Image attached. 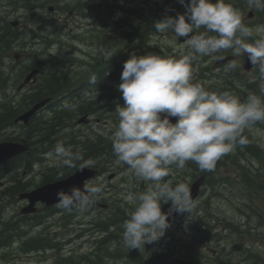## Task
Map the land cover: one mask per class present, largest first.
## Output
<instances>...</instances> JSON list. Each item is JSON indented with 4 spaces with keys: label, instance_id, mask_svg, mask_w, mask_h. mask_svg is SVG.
Here are the masks:
<instances>
[{
    "label": "clouds",
    "instance_id": "clouds-1",
    "mask_svg": "<svg viewBox=\"0 0 264 264\" xmlns=\"http://www.w3.org/2000/svg\"><path fill=\"white\" fill-rule=\"evenodd\" d=\"M178 2L185 9L183 14L165 16L154 27L156 33L185 38L191 51L179 58L131 55L123 63L117 85L124 104L115 110L118 124L111 136L112 151L118 163L148 182L144 191H129L123 197L132 205L122 224V243L129 250H141L163 237L173 212L191 211L189 186L167 179L173 165L183 169L192 161L201 170L210 171L237 145L248 143L245 129L264 122V98L252 94L241 102L228 92L209 91L193 82L192 69L197 56L231 50L234 56L247 57L264 79V24L245 25L240 11L224 0ZM247 4L264 11V0H247ZM227 67L236 68V61ZM95 80L93 77L90 83ZM170 117H176V122ZM49 156L68 168L82 160L63 142H57ZM90 163H81L80 171ZM102 191V186L91 184L60 190L56 193L57 207L86 212ZM169 203L168 212H162V204Z\"/></svg>",
    "mask_w": 264,
    "mask_h": 264
},
{
    "label": "rangeland",
    "instance_id": "rangeland-1",
    "mask_svg": "<svg viewBox=\"0 0 264 264\" xmlns=\"http://www.w3.org/2000/svg\"><path fill=\"white\" fill-rule=\"evenodd\" d=\"M131 0H126L125 2H122L123 5V9H129V5L131 6V9H139L140 11V15L143 17H147L150 18L152 16V12L154 11L155 8V4H159L160 1H157L155 4L153 2L147 3L145 5V1H138V0H134L131 4H130ZM120 2V0H119ZM22 15H25L28 18H31L29 20V25L32 24L31 21H33V26L32 28L30 27L31 30L36 29V24L34 23L35 21H37V18L39 17V15L42 16H46L44 12L39 13L38 11H28V12H21ZM48 14V13H47ZM53 17L55 19H58V21H56V24L59 25V28L62 30L61 27H64V29L62 30L63 32V36H64V40L67 39V36H69L70 34L68 33L71 29L72 32L74 33V35H82V33L84 32L85 29V24L86 22L83 21L81 18H79V16L74 17L72 16H66V14L64 13V15L62 16L60 11L58 13L53 14ZM134 18V23L138 24V22H140V20H138V17L136 18L135 16H133ZM53 19V18H50ZM65 21V22H64ZM66 23V24H65ZM151 30L154 31L156 30L154 25L151 27ZM105 35L108 37H115L117 40H121V37L117 36L118 32H114V30L107 28L106 30H104ZM50 34V37L52 39L56 38L57 34L55 35L54 33H52V31L47 28L44 31V34ZM52 33V34H51ZM85 33V32H84ZM164 34V35H163ZM161 36H154V40L152 42L151 47L158 49L161 53H167V57H172V54H169V52L171 53H175L178 57L187 54L188 52L191 51V49L188 47L187 43L183 44V45H177L175 43V39H174V35L170 32L167 33H163ZM27 39V38H25ZM28 40V45H26L25 51L26 52H34L35 50H42L41 47L38 44V40ZM149 43V42H148ZM74 47H76V51H73L72 49H70L69 47L67 48H63L60 52V56H65L66 58L69 59H74L73 62V66H75V58L77 57L78 59L84 61L82 65H78L76 66V70L78 72H82L84 69L88 68V65H90L92 59L91 57H98L101 60H105L106 58L109 57L108 52H110L107 49H94V46H90L88 43H83V42H78V41H74ZM58 47L57 45L53 46L50 48V52L49 54L53 55L58 51ZM147 54H157L155 52H149ZM146 55V54H145ZM215 58H211V56H197V58L193 61V62H199L200 65H198L197 67H203V68H208L209 70L207 71L209 73V75L206 74V77L209 78V80L206 82V84H211L214 83L215 79H216V75H218L220 78L222 77L221 75V71L220 68H216L213 60ZM240 62V61H239ZM31 63L30 58H26L24 60H22L21 63L16 64V62L13 60L12 56L8 57V60L6 62L7 66H14V70L12 75H14V77L16 78V82L19 81L18 79V75L20 72V69L24 68L26 65H29ZM47 65V64H46ZM242 65V64H241ZM192 69H193V78L196 75V68L195 66L192 64ZM7 73L11 72L10 69H7L6 71ZM241 73L243 75H245V77L248 79H251L255 76V71L253 72H249L246 73L244 71L241 70ZM16 85L14 83V81H9L8 82V86L9 89L8 91L11 93H16ZM7 86V87H8ZM107 113H109L108 111H106ZM43 116V119H50L52 114L49 113V111H44L43 113H41ZM110 114V113H109ZM252 127V126H251ZM251 127L247 128L250 129ZM11 128H14V126H12ZM103 132L104 135H107V132L111 129V125L109 126V128H105V127H99ZM9 131H5V137H17L19 136L21 129L19 128H15V129H8ZM71 130H73L74 132H76L77 130H85V129H79V128H72ZM14 131V133H13ZM70 132V129L66 130L65 133ZM251 132L252 135L254 137V140L264 149V132L261 131L259 128L257 127H252L251 128ZM244 136L248 139V141L253 144L251 136L249 134H244ZM52 138V137H51ZM240 147V145H237L236 147ZM43 149V146L41 147V150ZM50 152H53L54 149H52L51 147L48 148ZM244 153H248V151H244L242 150ZM49 152V153H50ZM49 153L46 154V158L44 159V162L40 164V166H37L35 168L36 171H34V174H30L22 175V177H18L20 179H22L23 181H28L29 177L34 178L32 180L33 184H37L40 185L39 183L42 181V177L43 175H45L44 178L49 176V172L46 171L45 169L47 168H54V167H59L61 166L62 162L58 159H56L53 156H49ZM229 156V155H228ZM104 165H106L107 167L105 168L107 170V174L105 176H102L96 180H94L93 182H91V185H99L102 186L103 189V194L104 197L107 199H111L113 201H122V202H126L124 200V196L129 192V191H134L136 193L142 192L140 191L139 188L143 187L144 190L147 188V183L148 182H142L141 180H139L138 178H136L127 168L126 165L122 164V163H118L117 162V158L113 159V160H105ZM93 164V163H91ZM187 167V166H185ZM184 167V168H185ZM172 172H174V174H171V178H167V179H178L177 175L180 177V175H183L181 172H176L173 168H172ZM110 173H114L116 176L113 180L108 181L106 176ZM47 174V175H46ZM174 177V178H173ZM190 179V178H189ZM173 181V180H172ZM188 182L190 183L191 181L188 180ZM174 183V182H173ZM175 184V183H174ZM186 184V183H185ZM36 186V185H35ZM189 186V185H188ZM2 188V186H0ZM143 190V191H144ZM1 191V190H0ZM213 196H211L212 192H209L207 189H204L203 194H201V196L197 199L198 201L193 203V207L191 208V211L189 213H181V217L177 218V223L176 224H170V227L166 230L165 234L163 237H161L157 242H154L151 246L150 249L151 250H158V249H167V251L164 249L163 251V255L167 258L168 257V261H173L174 258H181L182 256V251L181 249H186L187 247H190V244L187 242L189 239H193L191 238L192 235L195 232V227L191 224V222L194 223L195 225V220H197V215H201V216H206L207 214L210 216V218L213 219V222L215 223L216 220H223L226 219L228 220V222H232L234 224H239V223H245L246 222V218L245 216H243V208H241L240 201L242 200V194L243 192L238 188V187H231L229 190H226L224 187H220L219 185L216 186V188L213 189ZM209 199V204L208 206L203 205L206 200ZM246 199L242 200L241 202H245ZM15 202H19L18 199H16ZM258 203H260L259 205L261 207H263L262 202L257 201ZM127 203V202H126ZM4 206V204H2ZM130 205V204H129ZM199 205H203L202 208L200 209ZM18 206V207H17ZM20 202L16 203V205H14V207H8V206H4L5 208L3 209V211L1 210V216L2 217H8L6 214H10L11 211H14V213L16 212V208H18V211L20 209ZM111 205H107L106 208H101V207H97V209L95 210V215L96 216H100L101 218L105 217L106 214L109 213L111 207ZM7 207V208H6ZM170 207V203L169 204H162L161 206V210L162 212H168ZM39 208H42V206H39ZM132 208V205L130 206H126L123 204V209H124V214L128 217L129 212ZM241 208V209H240ZM200 209V210H199ZM240 209V210H239ZM14 213L10 216L12 217L14 215ZM85 212H79L75 209H73L72 211H67L64 210L63 212L54 214L50 217L47 218H43L46 222H50L53 226L52 228H50V231H45V234H48L51 237V234L54 233H62L64 235V240L61 242V250L60 253L64 254V255H69L71 253H76V254H82V253H86L89 252L92 248V243L94 238L99 234L97 232L92 233V231H86L87 229H90L89 222H91V216L85 215ZM247 214L249 215V212H247ZM42 216H44L45 214L42 212L41 213ZM64 217V218H63ZM193 218H195L193 220ZM253 225H256L257 222V226L260 227L259 230L254 229V232L252 233L253 235H260L261 238H264V218L262 219L261 217L257 218V221L252 220L250 221ZM54 224L58 225V228L54 226ZM93 227H95L96 225H92ZM14 227H18V224H15ZM84 227L85 231L80 234L81 232V228ZM118 228H120V225L117 226ZM64 228H66L67 230H65ZM218 229H221V225L217 226ZM36 228H34L35 231V235L38 232H43L42 228H38L37 230H35ZM229 231L227 230L226 233H228ZM250 238L248 236H236V239L234 241L237 242L238 245L243 246L244 248L246 247V244L249 245L250 243L254 242L255 246L260 247L261 249L264 248L263 242L262 241H252L250 242ZM261 240V239H259ZM182 241V244H180ZM187 242V244H186ZM118 242H116V247ZM182 245V246H181ZM203 244H199V253L200 251L205 253L204 248H202ZM213 244L210 243V247L211 249L208 250V254L212 255V254H216L217 252H220V250L212 252V249H214ZM202 248V249H201ZM227 250L231 249L230 245H226ZM109 251V250H108ZM1 252V251H0ZM170 253L168 255V253ZM99 254L95 255V258L97 259L99 257ZM56 255V251L53 252H47V254H45V257L39 256L37 253L34 254H24V253H18L16 255V257L14 258H8V262L6 264H20L18 261H21L22 264H39V261H44V264H48L51 263L54 259V256ZM214 256V255H213ZM220 258L223 259L224 261H226V259L223 257L222 253L220 252ZM145 259L151 261L152 263H160L159 260V254L157 253H153L152 255L145 257ZM235 259V257H234ZM259 263L258 264H264V259H258ZM107 263L110 264H134L133 261L125 259L124 261H121L120 263L117 262H113L112 260H108ZM255 263V260H254ZM253 263V264H254ZM230 264H232L230 262Z\"/></svg>",
    "mask_w": 264,
    "mask_h": 264
},
{
    "label": "trees",
    "instance_id": "trees-1",
    "mask_svg": "<svg viewBox=\"0 0 264 264\" xmlns=\"http://www.w3.org/2000/svg\"><path fill=\"white\" fill-rule=\"evenodd\" d=\"M2 29L4 31V33H1V28H0V48L7 46L10 47V45L14 42V40H17L18 34H17V29H14L10 26H2ZM203 31V29H201ZM139 35H141V33H139ZM17 36V37H16ZM49 42V41H47ZM35 65L36 66H40L39 65V60L36 59L34 60ZM43 65V64H42ZM101 67H103L102 65H100ZM100 66H97L98 68H100ZM96 70V68H95ZM67 74H65V72L62 71H54V72H48V75L44 78L43 80V84L41 85V87H39L38 89L34 90L32 93H30L29 95L25 96L22 99V104H20L16 110H14L12 108L11 105H7V104H2L0 105V131H2L3 129L5 130L6 128L15 126V123L13 122L14 117L21 112L22 110H24L26 107H28L29 104L34 103L37 100H41L44 98H48V97H54L56 95L59 94V91L61 90L60 87H63L65 79ZM98 82V81H97ZM250 85V84H249ZM228 85H225L223 87H217L214 88L213 92H217V93H221L222 91L224 92L225 90H227ZM252 85H250L251 87ZM256 86V85H253ZM252 86V87H253ZM255 95L259 96V91H257L256 93H254ZM121 101V100H120ZM263 127H264V122H263ZM43 132V131H42ZM51 134V131L48 129L46 133H44L43 135L46 136V138H40L41 134V129L38 126V124H32L28 129H27V134L25 135V140L30 141L32 139V136L37 135L40 142L43 143L45 141H48V137ZM244 135V133H243ZM253 141V140H252ZM244 147H246L250 152H253L252 154L255 153V156H257V158L260 161V164H262V167L258 170L255 181L251 178V176H253L255 173L253 172H249L247 175L242 176L241 180L238 182V188L243 192V196L245 197L246 191L250 192L251 189L250 188H261V190H264V152L261 151L260 149L256 148L254 146V144H251L249 141L246 145H243ZM224 159H231L232 161L234 160L233 157H228V154L223 156ZM22 159V157H18L15 158L14 160L6 163L4 165V168L0 169V180H2L3 178H6V175L11 172L12 170H17L19 169V167H23L25 166L24 169L28 170L29 166L25 163L27 161H30V159H26V161L23 163H20V160ZM25 163V164H24ZM227 164V162L222 161V159L218 160L217 164ZM76 166L72 167V168H76L78 167L81 163L80 162H75ZM72 168H68V171L66 170V172L69 173V171ZM202 173H205L207 170H201ZM67 175V174H66ZM228 179V182L231 183L232 179ZM212 181V178H209V182ZM213 184V182H211ZM25 186H23V184L20 185V183H16L10 185L8 188L5 189V194H7L10 198H14L15 196H17L21 191L25 190L26 188H24ZM119 205L116 204L115 208L118 211L117 214L114 215V217H120L121 219H123L124 217H122L123 214L120 213V208L118 207ZM114 217L112 216V218L110 220H113ZM263 219V217H261ZM107 224L105 222H100L99 224H96V227L101 230L106 229ZM11 236V235H9ZM52 244V240L49 238H40L38 240V246L40 248H48V246H50ZM80 261H76L73 262L71 260V262H68L67 260H62L60 257L58 259H56V261L53 264H76L79 263ZM259 261L258 259H255V263L254 264H258Z\"/></svg>",
    "mask_w": 264,
    "mask_h": 264
},
{
    "label": "water",
    "instance_id": "water-1",
    "mask_svg": "<svg viewBox=\"0 0 264 264\" xmlns=\"http://www.w3.org/2000/svg\"><path fill=\"white\" fill-rule=\"evenodd\" d=\"M251 66H252L251 63L247 60L246 67L250 68ZM41 105L42 104L36 105L31 112L21 116L20 119L26 121L27 119H29L31 114L35 112ZM23 151H24V148L20 145L0 144V163L18 155L19 153ZM94 174L95 172L87 170L85 168L82 171H80L79 169L73 175H71L70 177L64 180L52 182L32 192L22 194L20 198L21 199L25 198L29 202V206L24 208L22 210V213L34 212L35 210L34 205L36 202H43V203H46V205L48 206L56 204L57 203L56 193L58 191L60 190L66 191L69 187H72V186L82 187L85 185L84 182L90 179L91 177H93ZM201 181L202 180H200L199 182L193 185V188L191 190L192 199H194L197 196ZM187 264H191V263H187Z\"/></svg>",
    "mask_w": 264,
    "mask_h": 264
},
{
    "label": "flooded vegetation",
    "instance_id": "flooded-vegetation-1",
    "mask_svg": "<svg viewBox=\"0 0 264 264\" xmlns=\"http://www.w3.org/2000/svg\"><path fill=\"white\" fill-rule=\"evenodd\" d=\"M8 1L9 0H0V21L4 23V26H7L8 20H9V8H8ZM185 3H187V0H185ZM180 6H182L178 0H170L169 4L164 7V10L171 11V10H177ZM94 28V27H93ZM95 77V83H90L92 78ZM109 80V85H112L114 90H117V85L119 84V79L117 75H110L108 76ZM85 83L89 86L88 92L89 95L92 97L91 103H92V109H88L87 112H82L79 111V113H74L71 112V114L68 115V120L69 122L73 125L76 126L77 121L81 120L83 116L85 115H90L91 119L89 122H94L95 125H99V121L101 120L100 118L97 117V115L105 110V105L103 103V97L100 96L104 91H100L102 87H105V76L104 75H99V74H93L86 78ZM98 81V82H97ZM82 86H74L71 90H68L69 95H73L75 92L81 93L82 91ZM80 89V91H78ZM84 89V88H83ZM76 103H78L76 101ZM79 104V103H78ZM104 123V120H102ZM92 123L88 124L91 125ZM82 151H85V148H82ZM106 150L105 149H96V150H91V153L88 158L96 159V160H102L103 156L105 155Z\"/></svg>",
    "mask_w": 264,
    "mask_h": 264
},
{
    "label": "bare ground",
    "instance_id": "bare-ground-1",
    "mask_svg": "<svg viewBox=\"0 0 264 264\" xmlns=\"http://www.w3.org/2000/svg\"><path fill=\"white\" fill-rule=\"evenodd\" d=\"M159 1H160L159 4L164 3V0H159ZM103 74H104L103 72L99 73V75H103ZM106 90H107V87H102L100 89V91H106ZM121 99H122V97L119 95L111 96L109 99V106L113 107V106L118 105ZM240 149L249 152V150L246 147L241 146V145H240ZM251 153H253V152H251ZM254 155H255V153H254Z\"/></svg>",
    "mask_w": 264,
    "mask_h": 264
}]
</instances>
